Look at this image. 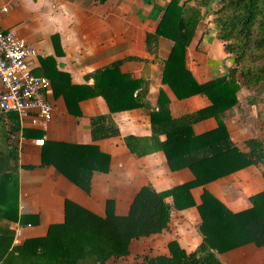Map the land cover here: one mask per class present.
<instances>
[{"label": "crops", "instance_id": "crops-1", "mask_svg": "<svg viewBox=\"0 0 264 264\" xmlns=\"http://www.w3.org/2000/svg\"><path fill=\"white\" fill-rule=\"evenodd\" d=\"M168 1L0 0V30L14 32L35 50L36 56L30 63L32 73L49 81L46 98L53 107L51 119L42 126L31 124L28 118L16 117L17 131L11 137L16 144L18 166L13 185L15 220H0L1 226L14 231V246L26 239L44 237L48 226L61 224L65 200L101 218L106 201H110L112 213L124 216L140 187L149 184L159 193L193 180L187 169L170 171L162 152L137 158L125 149L124 137H149V110L136 108L109 113L103 99L96 96L77 105L71 103L73 113L70 115L62 97L54 94V89H65L64 84L59 85L58 75L65 76L67 85L91 86L92 80H86L85 76L120 62L118 71L121 75L140 81L146 87L145 101L150 109L156 110L159 93L161 101H166L172 119L207 107L209 101L206 97L194 95L177 100L168 87L161 84V63L172 47L169 40L150 37L147 45L151 53L146 50L145 38L153 35ZM210 19L205 16L199 22L194 37L184 50V68L197 84L222 77L232 67L231 56L214 38L212 31L215 27ZM250 94L254 97L249 101L255 99V94L239 89L235 93L236 105L226 110L223 118L229 139L240 152H246L244 141L260 140L241 115ZM253 103L249 106L252 109L256 106ZM98 116L110 118L117 136L91 141L89 120ZM215 126L213 119L198 122L191 127L192 135H201ZM38 139H43L44 148L49 149L47 155L51 150L56 151L57 147L53 145L57 144L93 146L86 161L95 169L89 194L80 191L51 165L41 166L42 147L35 145ZM159 140L163 141L164 137L160 136ZM263 190L264 179L256 167L249 166L193 188L189 193L195 205L200 203L199 196L205 191L228 211L237 213L250 208L248 198ZM164 201L171 204L169 197ZM20 217L35 218L37 223L35 226H20ZM199 224L194 207L171 210L160 234L130 241L128 257L137 249L142 251L145 248H150L153 256H169L167 244L172 241L189 253L201 241L197 233ZM216 257L222 264H264V247L247 244L216 254Z\"/></svg>", "mask_w": 264, "mask_h": 264}, {"label": "trees", "instance_id": "trees-1", "mask_svg": "<svg viewBox=\"0 0 264 264\" xmlns=\"http://www.w3.org/2000/svg\"><path fill=\"white\" fill-rule=\"evenodd\" d=\"M99 3L105 0H97ZM210 16L214 38L231 56L232 67L227 74L197 84L184 68V50L189 46L199 22ZM161 37L172 43L169 55L162 61V85H166L177 100L194 95L207 98L209 105L193 113L172 119L166 101L157 96L156 110L145 101L147 89L143 83L121 75L120 62L112 63L85 76L91 86L67 85L65 76L59 85L64 90L55 96L63 99L68 114L71 103L100 96L109 113L136 108L149 110L150 135L147 138L124 137L127 152L137 158L162 152L170 171L187 169L193 180L164 192H155L146 184L133 196L127 213L116 216L111 202L106 201L104 216L97 217L65 200L63 222L50 225L44 237L30 238L14 246V231L0 225V264H110L128 254L131 240L160 234L165 228L171 210L181 211L194 207L200 219L197 233L200 243L185 253L176 242L167 244L169 256H150L144 264H222L216 254L252 244L264 247V190L250 196V208L231 213L219 201L202 191L200 203L195 205L190 190L249 166L260 167L264 178V138L244 141L246 152H240L229 139L223 124L226 110L236 105L235 93L244 89L264 95V0H169L152 36H146V50L151 53L149 38ZM63 79V82L61 81ZM137 91V88H139ZM137 91V92H136ZM70 99V101H69ZM7 119L5 122L4 120ZM215 121V128L193 136L192 125L207 120ZM15 115H0V220H15L6 214L2 202L15 185L17 151L12 140L17 131ZM92 142L117 136V130L108 116L89 120ZM164 140L160 141L159 137ZM54 152L42 146L41 166L51 165L84 194H89L90 179L95 169L86 161L93 146L71 144L53 145ZM52 147V146H50ZM49 147V148H50ZM13 178V179H12ZM12 182V185L10 184ZM169 197L171 204L165 203ZM27 218V220H25ZM20 217V226L36 225V219ZM16 222V221H15Z\"/></svg>", "mask_w": 264, "mask_h": 264}, {"label": "built area", "instance_id": "built-area-1", "mask_svg": "<svg viewBox=\"0 0 264 264\" xmlns=\"http://www.w3.org/2000/svg\"><path fill=\"white\" fill-rule=\"evenodd\" d=\"M35 56V50L14 32L0 30V115L28 118L42 126L51 119L53 107L46 98L49 81L32 73ZM35 145L42 147L43 139L35 140Z\"/></svg>", "mask_w": 264, "mask_h": 264}, {"label": "rangeland", "instance_id": "rangeland-1", "mask_svg": "<svg viewBox=\"0 0 264 264\" xmlns=\"http://www.w3.org/2000/svg\"><path fill=\"white\" fill-rule=\"evenodd\" d=\"M248 97H249V98H247L248 100L246 99L248 103L246 102L244 104L245 110L241 111V115L243 117L244 122L249 123V125L254 128V131L257 134V136L260 139H263L264 138V95L255 94V99L250 100V101H249V99H251L254 96L250 94V96H248ZM253 102L256 103V106L254 109L249 107ZM252 110H253V112H251ZM250 112H251V114H250ZM254 114H255V118H253ZM10 142H13V140H10ZM2 143H3V141L0 140V150L3 148ZM256 169L259 171V173H261L260 167H256ZM9 190H10V192L7 193V197L2 202L1 207L3 209L5 208L4 212H6V214L11 216L13 214L14 209H15L14 208L15 195H14L13 189L11 187ZM128 255L129 254H127L124 257L117 258V259H110L109 263L110 264H144V258L153 256V251L150 250V248H145L142 251L137 249L135 251V253L131 254V256L128 257Z\"/></svg>", "mask_w": 264, "mask_h": 264}]
</instances>
